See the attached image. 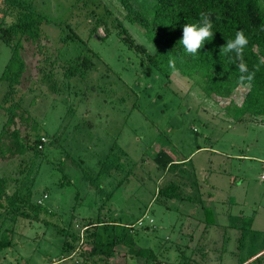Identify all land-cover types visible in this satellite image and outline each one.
<instances>
[{
	"label": "rangeland",
	"instance_id": "rangeland-1",
	"mask_svg": "<svg viewBox=\"0 0 264 264\" xmlns=\"http://www.w3.org/2000/svg\"><path fill=\"white\" fill-rule=\"evenodd\" d=\"M26 2L49 22L41 51L22 41L25 75L11 96L0 79V128L5 107L17 104L27 115L17 125L23 131L30 117L44 141L36 155L0 163L8 192L31 191L29 205L0 214V236L11 241L0 264H88L97 258L87 255L94 227L97 239L124 230L153 251L144 261L116 245L115 260L127 264H264V116L239 113L246 86L220 99L204 94L197 74L167 80L147 70L115 22L148 53L155 47L117 0ZM12 17L0 0V23ZM67 33L76 37L65 41ZM9 54L0 40V74ZM77 55L92 65L65 76ZM159 150L177 163L172 171L156 166ZM169 181L180 195L157 197Z\"/></svg>",
	"mask_w": 264,
	"mask_h": 264
},
{
	"label": "trees",
	"instance_id": "trees-1",
	"mask_svg": "<svg viewBox=\"0 0 264 264\" xmlns=\"http://www.w3.org/2000/svg\"><path fill=\"white\" fill-rule=\"evenodd\" d=\"M7 1L10 11L13 10V17L8 24L0 23V40L10 49L8 60L0 74V79L6 82L4 98L14 93L16 85L25 75L26 63L21 55L22 41L34 44L36 50L41 51L43 46L37 40L43 36L41 24L49 22L43 14L32 10L26 0ZM117 1L125 11V19L138 24L143 29L146 39L155 47L153 53H148L143 45L133 42L119 21L115 22L117 33L122 36L121 41L128 49L132 48L143 57L147 70L153 68L167 80L173 71L186 77L197 74L203 80L201 89L204 94L220 99L232 100L235 89L246 86L241 93L239 113L264 116V64L261 63V60H264V6L260 5V1L264 3V0ZM149 9L152 10L150 17L146 15ZM201 12H211L214 35L193 55L186 52L180 40L183 26L198 22ZM102 22V19L98 20V23ZM241 30L249 41L244 48L243 60L248 72L255 73L250 82L246 79L240 80L241 75L246 76L248 73L242 74L239 71V61L235 53L223 51V45L235 39L236 33ZM75 37L74 33H67L62 39L67 41ZM91 65L89 57L77 55L66 68L65 76L77 73L81 76ZM25 110L17 104L5 107L6 118L0 128V163L28 152L32 155L39 152L37 144L42 135L35 130L33 119L28 117V122L23 124L25 128L23 131L17 125L20 124V120H26L27 115L22 116ZM153 159L157 167L166 171H172L177 164L162 150L157 151ZM9 180V176L0 175V214L6 211L16 212L18 202L24 206L29 205L31 196L29 187L26 186L23 191L20 185L14 184L12 190L8 192ZM179 195V184L173 181L167 182L156 191V196L160 198H174ZM91 223L86 225L89 226ZM87 242L90 244L87 255L97 257L88 264H127L125 260H115L118 253L116 245L126 247L135 258L144 261L154 259L153 251L150 248L136 246L128 231L122 230L111 240H101L97 239L94 227ZM10 244V238L2 234L0 249ZM62 249L69 251L72 245L64 240Z\"/></svg>",
	"mask_w": 264,
	"mask_h": 264
},
{
	"label": "clouds",
	"instance_id": "clouds-1",
	"mask_svg": "<svg viewBox=\"0 0 264 264\" xmlns=\"http://www.w3.org/2000/svg\"><path fill=\"white\" fill-rule=\"evenodd\" d=\"M211 12H201L200 19L196 23H187L183 26V35L180 40L184 46V49L189 54H196L199 49L204 47L205 41L210 40L213 33V21L211 19ZM249 41L245 36L244 32L238 31L236 33L235 39L229 40L223 45V51L225 53L234 52L236 59L239 61L238 68L239 71L243 73H248L246 76L241 75L240 80H248L249 82L254 77V72L249 73L246 63L243 60L244 48L248 45ZM264 64V60H261ZM172 62L170 61V65Z\"/></svg>",
	"mask_w": 264,
	"mask_h": 264
},
{
	"label": "built area",
	"instance_id": "built-area-1",
	"mask_svg": "<svg viewBox=\"0 0 264 264\" xmlns=\"http://www.w3.org/2000/svg\"><path fill=\"white\" fill-rule=\"evenodd\" d=\"M44 141V138L42 136L39 137V142L37 144V147L39 148L41 146V143ZM260 179L264 180V162L261 165V171L259 175Z\"/></svg>",
	"mask_w": 264,
	"mask_h": 264
}]
</instances>
